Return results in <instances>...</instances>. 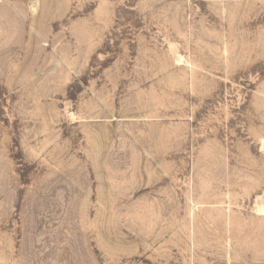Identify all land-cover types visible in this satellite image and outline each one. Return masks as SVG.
Instances as JSON below:
<instances>
[{"label":"rangeland","instance_id":"1","mask_svg":"<svg viewBox=\"0 0 264 264\" xmlns=\"http://www.w3.org/2000/svg\"><path fill=\"white\" fill-rule=\"evenodd\" d=\"M0 264H264V0H0Z\"/></svg>","mask_w":264,"mask_h":264}]
</instances>
